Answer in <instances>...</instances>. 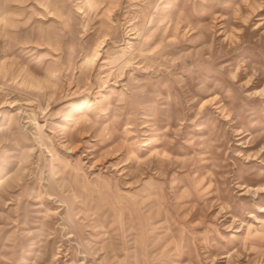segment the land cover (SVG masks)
I'll return each instance as SVG.
<instances>
[{
    "label": "rangeland",
    "instance_id": "1",
    "mask_svg": "<svg viewBox=\"0 0 264 264\" xmlns=\"http://www.w3.org/2000/svg\"><path fill=\"white\" fill-rule=\"evenodd\" d=\"M0 264H264V0H0Z\"/></svg>",
    "mask_w": 264,
    "mask_h": 264
}]
</instances>
